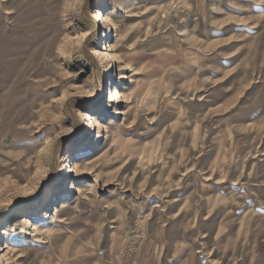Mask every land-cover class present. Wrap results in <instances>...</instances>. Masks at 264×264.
<instances>
[{"label":"rangeland","instance_id":"obj_1","mask_svg":"<svg viewBox=\"0 0 264 264\" xmlns=\"http://www.w3.org/2000/svg\"><path fill=\"white\" fill-rule=\"evenodd\" d=\"M0 234V264H264V0H0Z\"/></svg>","mask_w":264,"mask_h":264},{"label":"bare ground","instance_id":"obj_2","mask_svg":"<svg viewBox=\"0 0 264 264\" xmlns=\"http://www.w3.org/2000/svg\"><path fill=\"white\" fill-rule=\"evenodd\" d=\"M104 20V24H105V27H106V29H107V31L108 32H106V33H108V39H112L113 38V36H112V33H111V30L115 27V22H114V20H113V18H111V17H109V16H107V17H105V19H103ZM115 38H118V35H116L115 36ZM106 50L108 51H111L112 52V54L109 56L110 57V59H112L113 61H117V58H116V55L113 53V52H116V44H109L108 45V43L106 44ZM109 48V49H108ZM21 64V63H20ZM21 67V66H20ZM20 69V68H19ZM18 71V70H17ZM28 73H29V71H28ZM27 77V76H26ZM113 98H117V99H119V97H118V92H117V90L116 89H113V90H111V92H110V100H112ZM7 232L6 231H4L3 232V236L6 234ZM2 234V233H1ZM1 234H0V237H1Z\"/></svg>","mask_w":264,"mask_h":264}]
</instances>
